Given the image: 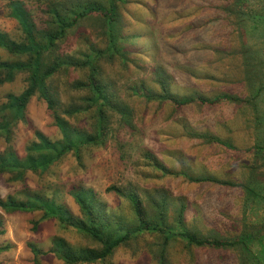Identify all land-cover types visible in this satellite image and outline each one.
Returning a JSON list of instances; mask_svg holds the SVG:
<instances>
[{
  "label": "rangeland",
  "instance_id": "1",
  "mask_svg": "<svg viewBox=\"0 0 264 264\" xmlns=\"http://www.w3.org/2000/svg\"><path fill=\"white\" fill-rule=\"evenodd\" d=\"M10 1L13 0H0V31L22 43L26 35L21 24L12 16ZM18 1L24 4L36 23V34L45 32L49 27L45 5L37 0ZM73 1L78 4L86 0ZM231 1L123 0V3H117L118 35L127 54L125 59L123 56L114 60L103 59L102 67L107 81L111 82L110 91L117 94L123 102L124 112L128 115L127 127L121 126L116 122L117 118L113 117L111 124L114 137L103 147L84 150L83 163L78 164L69 155L56 168L57 179L32 176L34 179L29 178L24 185L32 190L41 188L51 196L58 195L57 199L77 215L79 210L70 195L71 187L81 185L92 189L110 203L111 207H117L119 198L114 193L106 192V189L117 186L127 190L131 186L142 197H166L169 216L173 215L171 206L185 208L187 220L193 216V210L197 209L195 214L203 216L199 221L203 232L216 228L224 233L225 228H233L232 234H236L239 230L236 201L240 189L213 183L198 186L186 179L187 175H211L219 180L240 182L245 169L238 164L245 162L250 165L252 161L255 132L249 119L251 109L249 105L240 103L246 101L249 83L252 82L250 69H259L264 73V38L247 30L244 41L246 45L240 46L241 34L235 32L238 29L223 10ZM250 2L252 7L264 14L261 12L264 8L260 0ZM85 16L57 42L55 53L83 59L90 53L91 47L107 46L110 41L106 28L102 27L107 15L92 11ZM203 29L206 36L211 38L202 45L198 42L191 43L190 32L196 39L197 32H202ZM239 32L243 33L244 29ZM179 34H182L180 41L172 44L165 37H178ZM144 35L146 36L143 37ZM247 44L250 45L248 50ZM144 46L154 48L152 53L149 51L148 58L147 55L143 57L140 54ZM210 47L214 49V52H210L212 55L207 50ZM0 59L29 61L25 57L8 55L3 50H0ZM52 59L53 57H46V63H52ZM156 67L165 71L170 83L164 95L172 96L176 102L148 99L155 97L147 96L145 91H150L155 96L163 95L164 89L157 81L160 71L155 72ZM187 70L195 73L190 74ZM85 74L84 70H73L68 79L57 74L50 85L58 83L63 90L65 84L73 79L83 80ZM26 76L25 73H17L14 82L0 85V104L6 102V94H19L23 91ZM262 84L264 83L260 85ZM185 97L191 99L183 103ZM234 98L240 103L234 101ZM259 108L264 111V99ZM85 119L84 123L79 121V128L91 131L94 125L91 114H87ZM53 125V118L46 104L35 96L29 103L25 120L13 128L12 144L18 155L21 158L25 156V148L34 139L35 130L51 139H60V133ZM212 139L218 140V144L211 143ZM7 147L6 142L0 139V152ZM149 153L156 156L171 174L152 167L147 160ZM9 178L8 175L0 174L1 198L15 194L23 187L18 184L20 182L10 184ZM51 190L56 193L50 192ZM180 198L182 200L178 201ZM143 206L152 210V205L145 200ZM125 210L130 212L127 208ZM217 211H223L228 221L218 217ZM14 215L16 216L8 224L9 238L39 242L44 247L42 244L51 230H32L31 221L38 218L39 214H30L26 224L24 213L6 215L0 211L3 230L6 226L5 218ZM57 235L74 248L92 244L73 230H62ZM5 236L6 234L0 236L1 246L10 244L6 242ZM24 246L23 244L25 249ZM218 253L220 251H202L200 264H236L235 256L227 257ZM25 257L19 244H10L8 249L0 253V264H31Z\"/></svg>",
  "mask_w": 264,
  "mask_h": 264
},
{
  "label": "trees",
  "instance_id": "2",
  "mask_svg": "<svg viewBox=\"0 0 264 264\" xmlns=\"http://www.w3.org/2000/svg\"><path fill=\"white\" fill-rule=\"evenodd\" d=\"M37 1L45 5V12L49 15V27L45 32L36 34L38 32L36 23L24 4L18 0L10 1L9 6L12 16L24 30L25 40L19 43L0 31V50L6 51L8 55L29 60L27 63L22 60L0 59V85L14 82L17 73L27 74L23 91L19 94H6V102L0 104V139L8 146L0 152V174L8 175L10 184L20 182L18 184L23 186L15 194L0 197V211L6 215L15 212L38 213L39 217L31 221L34 232L39 230L43 223H47L58 232L73 230L92 244L88 247L74 248L63 237L56 235L50 239V248L45 251L37 242L26 241L24 250L30 254V263L42 264V256L54 254L62 264H200L202 251H220L218 254L223 256H235L236 264H264V111L259 108L261 100L264 99V84L260 85L264 83V73L258 71L259 69H250L252 82L249 83L247 90V102L240 103L234 98V101L241 105H249L251 109L249 119L255 132L251 164L245 162L238 164L245 169L243 179L240 182H233L219 180L211 175L186 176L188 182L198 186L213 183L240 189L236 201L239 216V230L236 234H232L233 228H225V234L216 228L203 232L199 223L203 216L195 214L198 212L197 209L193 210V216L187 220L185 208L171 206L173 215L169 216L166 197L163 195L160 198L150 195L142 197V194L131 186L127 190L117 186L106 189V192L114 193L119 198L117 207H111L110 203L92 189L81 185L71 187L70 195L79 210L77 215L57 199L58 195L56 196L54 190L50 191H54L55 194L51 196L41 188L32 190L24 185L29 178L34 179L32 176L39 179H57L56 168L61 160L69 155L78 164L83 163L84 150L91 151L92 148L103 147L111 137H114L111 124L113 117H116V122L123 127H127L128 117L124 112L123 102L117 94L110 91L111 82L107 81L102 67L103 59L114 60L122 56L126 58L127 53L120 44L117 29L119 16L117 3L119 5L123 0H86L78 4L73 0ZM260 2L264 8V0ZM223 10L232 18L233 26L238 29L235 32L241 34L240 46L246 45L244 41L247 30L264 38V14L252 7L250 0H232ZM92 11L107 15L102 23L110 41L107 42V46L91 47L90 53L83 59L55 53L57 42ZM261 12L264 13V10ZM204 29L197 32L196 39L190 32V42L202 45L204 41L210 39ZM242 29L244 32H239ZM165 37L168 43L172 44L180 41L182 34L178 37L176 35ZM236 43L238 47V42ZM249 46L247 44V50ZM207 50L210 55H212L210 52H214L211 47ZM236 50L238 52V49H235V52ZM149 51L152 53L154 48L144 46L140 54L143 57L147 55L148 58ZM46 57H53L52 63L47 64ZM73 70H84L86 72L84 79L71 80L65 84L63 90L58 83L50 85L57 74L68 79ZM156 71H160L157 81L164 89L163 95L155 96L150 91H145L147 96L155 97L148 99L176 102L172 96L164 95L170 86L165 71L160 67H156ZM184 71L186 72V69ZM187 71L190 74L195 73L192 70ZM35 96L46 104L53 118V127L60 133V139H51L41 131L35 130L34 139L26 146V154L21 158L12 144L13 128L25 120L29 103ZM190 99L185 97L183 103ZM232 99L233 96L230 101ZM89 113L94 121L91 131L79 128V121L84 123ZM211 143L218 144V140L212 139ZM147 160L157 170L163 173L170 172L153 154L149 153ZM144 200L152 205V210L144 208ZM180 200L182 199H178ZM125 208L131 213H127ZM216 215L228 221L223 211H217ZM5 234L0 217V236ZM8 248L9 245H0V253ZM258 254L260 257H257Z\"/></svg>",
  "mask_w": 264,
  "mask_h": 264
},
{
  "label": "crops",
  "instance_id": "3",
  "mask_svg": "<svg viewBox=\"0 0 264 264\" xmlns=\"http://www.w3.org/2000/svg\"><path fill=\"white\" fill-rule=\"evenodd\" d=\"M24 215H25V222H26V224L28 223V221H29V219H30V214H28V213H24ZM16 215H14V216H10V217H8V218H5V220H6V226L4 227V229H5V231H6V236H5V239H7V241L6 242H8V243H10V244H12V245H17V244H19V246H20V249H21V253H23L24 255H26V259L27 260H30L29 259V253L27 254L26 253V251L24 250V248H23V244H25L26 243V240H16V239H10L9 238V232H8V224L12 221V219H14V217H15ZM40 229H43V230H45V229H50L51 230V233L46 237V239H45V241H44V243L42 244V245H45L44 246V249H45V251H47L48 249L47 248H50V245H51V241H50V239L53 237V236H56L57 235V233H58V231H56V229L53 227V226H51V225H49V224H47V223H43L42 225H41V228ZM15 235V234H14ZM18 236H19V234H17ZM17 238V237H16ZM38 244H40L39 242H37ZM10 244H8V245H10ZM18 247V246H17ZM42 264H62L60 261H58L57 259H56V257L54 256V254H46V255H44V256H42Z\"/></svg>",
  "mask_w": 264,
  "mask_h": 264
}]
</instances>
